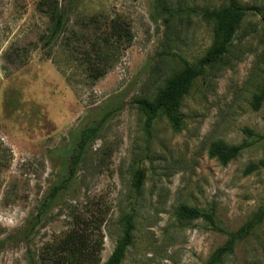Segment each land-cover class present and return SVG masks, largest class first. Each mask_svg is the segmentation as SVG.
<instances>
[{
	"label": "rangeland",
	"instance_id": "374dc122",
	"mask_svg": "<svg viewBox=\"0 0 264 264\" xmlns=\"http://www.w3.org/2000/svg\"><path fill=\"white\" fill-rule=\"evenodd\" d=\"M37 1L0 0V264H29L32 251L67 228L64 204L87 197L110 208L100 264L125 214L133 215L134 239L121 264L206 261L227 235L204 219H179L180 204L212 209L228 231L253 219L223 264H264V101L259 109L250 105L264 85V0H236L258 10L246 12L229 51L190 88L178 131L163 116L147 126L133 101L152 95L180 66L172 53L196 61L206 51L212 28L201 9L229 0H162L175 16L169 23L157 16L156 0H59L68 12L63 37L88 31L84 24L94 14L101 15L90 30L105 28L114 12L130 24L132 41L92 84L62 36L50 48L38 43L48 22ZM98 121L72 182L38 223V202L65 176L79 130ZM215 140L244 147L222 164L208 155ZM137 167L144 171L138 194L131 187ZM28 219L35 226L26 235Z\"/></svg>",
	"mask_w": 264,
	"mask_h": 264
},
{
	"label": "trees",
	"instance_id": "16d2710c",
	"mask_svg": "<svg viewBox=\"0 0 264 264\" xmlns=\"http://www.w3.org/2000/svg\"><path fill=\"white\" fill-rule=\"evenodd\" d=\"M36 8L47 18L48 22L45 31L38 38V43L41 42L42 47L50 48L67 31L68 12L61 6L59 0H38ZM252 8L256 7L229 0L227 4L217 8L201 9V16L211 23L212 43L196 61H189L181 55L172 53L178 58L180 66L161 81L152 95L138 96L134 99L133 102L138 110L145 116L147 126H150L159 116H163L174 130L182 129L181 110L184 98L194 82L229 51L246 12ZM155 10L157 16L165 15L166 23L171 22L175 17L172 10L162 0L155 1ZM100 15L88 16V22L84 24L88 31L79 32V34L71 29L70 34L63 37L65 48L72 57L71 61H79V66L90 84L106 74L120 59L123 51L133 39L130 24L118 12L106 17L105 28L98 26L90 30V25H95ZM75 36V39L81 40L79 46L76 47L73 45ZM164 52L165 54L170 53L166 50ZM263 101L264 85L253 92L250 105L253 109H259ZM99 124L98 121L96 125L85 126L79 130L72 147L67 151L68 156L64 161L65 176L50 186L38 202L35 215L38 223L56 202L59 194L69 187L83 160L86 147L98 134ZM243 147L244 143L227 144L222 140H215L208 146V155L226 164L239 155ZM251 168L249 166L245 172H250ZM143 179L144 171L140 167L135 168L131 187L137 194L141 190ZM64 207L69 217L67 228L32 251L28 263L100 264L104 237L102 229L110 212L109 205L105 200L87 197L82 203L67 202ZM175 212L179 219H204L213 229L227 235L224 243L216 247L202 264H223L224 258L233 251L236 243L255 226V221L250 219L236 230L228 231L217 224L212 209L202 210L187 204H180ZM27 223L30 225L26 227L25 233L29 235L35 222L31 223V219H28ZM121 224V234L103 264H121L128 247L133 242V215L125 214Z\"/></svg>",
	"mask_w": 264,
	"mask_h": 264
},
{
	"label": "water",
	"instance_id": "95a60500",
	"mask_svg": "<svg viewBox=\"0 0 264 264\" xmlns=\"http://www.w3.org/2000/svg\"><path fill=\"white\" fill-rule=\"evenodd\" d=\"M61 1H64V0H61Z\"/></svg>",
	"mask_w": 264,
	"mask_h": 264
}]
</instances>
